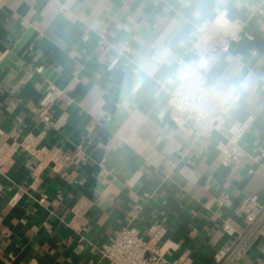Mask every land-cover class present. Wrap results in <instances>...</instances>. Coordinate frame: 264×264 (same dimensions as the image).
<instances>
[{
  "label": "crops",
  "instance_id": "1",
  "mask_svg": "<svg viewBox=\"0 0 264 264\" xmlns=\"http://www.w3.org/2000/svg\"><path fill=\"white\" fill-rule=\"evenodd\" d=\"M215 19L243 27L209 82L253 77L197 137L168 94L176 61H192L200 24ZM29 29L25 75L0 84V153L13 158L0 176V264H109L101 251L123 228L155 239L165 264H215L227 245L226 264H264V210L244 223L250 198L264 207V3L0 0V63ZM241 125L242 157L224 165L217 146Z\"/></svg>",
  "mask_w": 264,
  "mask_h": 264
},
{
  "label": "built area",
  "instance_id": "2",
  "mask_svg": "<svg viewBox=\"0 0 264 264\" xmlns=\"http://www.w3.org/2000/svg\"><path fill=\"white\" fill-rule=\"evenodd\" d=\"M264 3V0H261ZM242 23L238 19L223 21H204L199 26L198 39L193 48L192 61L178 59L173 76L177 84L168 94V107L175 119L185 121L197 137H207L221 124L227 106L240 100L253 75L248 73L240 82L227 88H220L208 80L209 71L220 57L228 53L240 37ZM192 65L198 69L193 80L179 78L182 68ZM247 130V125L230 130L225 142H220L217 149L223 155L224 165L236 164L243 151L240 140ZM13 163L11 154L0 153V176L5 175ZM38 168L34 175H37ZM14 200V199H13ZM46 196L39 199L44 204ZM264 207L256 197L250 198L245 207L244 223L248 230L258 223ZM225 233L235 235L229 226H223ZM235 246L227 245L214 255L215 264H226L231 258ZM102 258L109 264H165V259L156 246L155 239L146 240L132 228H123L116 232L111 242L101 251Z\"/></svg>",
  "mask_w": 264,
  "mask_h": 264
},
{
  "label": "water",
  "instance_id": "3",
  "mask_svg": "<svg viewBox=\"0 0 264 264\" xmlns=\"http://www.w3.org/2000/svg\"><path fill=\"white\" fill-rule=\"evenodd\" d=\"M36 37V33L29 29L21 40L14 47L10 55H8L0 63V84L7 90H11L25 75V71L18 67V62L30 48ZM50 80H53L51 77Z\"/></svg>",
  "mask_w": 264,
  "mask_h": 264
},
{
  "label": "clouds",
  "instance_id": "4",
  "mask_svg": "<svg viewBox=\"0 0 264 264\" xmlns=\"http://www.w3.org/2000/svg\"><path fill=\"white\" fill-rule=\"evenodd\" d=\"M198 69L192 65L185 66L181 69L179 78L183 80H193L196 76Z\"/></svg>",
  "mask_w": 264,
  "mask_h": 264
}]
</instances>
